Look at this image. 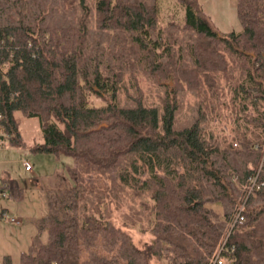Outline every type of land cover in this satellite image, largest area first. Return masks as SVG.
<instances>
[{
	"label": "trees",
	"instance_id": "16d2710c",
	"mask_svg": "<svg viewBox=\"0 0 264 264\" xmlns=\"http://www.w3.org/2000/svg\"><path fill=\"white\" fill-rule=\"evenodd\" d=\"M174 2L181 22L161 24L157 0H0V140L23 145L19 112L38 120L31 151L73 159L18 264H210L220 246L221 264H264V0H235L237 32Z\"/></svg>",
	"mask_w": 264,
	"mask_h": 264
},
{
	"label": "rangeland",
	"instance_id": "374dc122",
	"mask_svg": "<svg viewBox=\"0 0 264 264\" xmlns=\"http://www.w3.org/2000/svg\"><path fill=\"white\" fill-rule=\"evenodd\" d=\"M203 14L208 18L210 25L218 32H237L240 24L236 17L235 0H196ZM159 9V23L163 24L169 20L181 22L182 11L174 0H157ZM140 86L142 95L148 102H157L156 92L153 87L145 81L142 76ZM170 85V82H168ZM180 111V117L184 118L187 107L192 103L191 97L186 95ZM17 129L23 142L21 146H11L7 139L0 140V176L14 180L22 188L20 198H3L0 196V206H4L9 217L16 218L19 223H0V257L9 255L12 263H18L19 253L25 250L30 243L31 237L36 233V220L46 212L47 190L57 188L60 181L68 183V169L73 166L70 156L57 153L34 152L30 147L42 142V137L36 117H25L19 112L14 114ZM184 122V119L182 120ZM227 134V130L224 129ZM236 146V144H233ZM22 161H27L32 170L25 171ZM53 175V176H52ZM2 190L3 188L0 187ZM211 207L218 211L219 206ZM2 209V208H1ZM129 211L125 206L119 209H111V220L119 225L131 237L132 241L139 247L148 244L152 236L143 231L138 222L127 219ZM37 218V219H36ZM45 233L42 234L44 239ZM0 264L1 259H0ZM151 264H160L153 259Z\"/></svg>",
	"mask_w": 264,
	"mask_h": 264
},
{
	"label": "built area",
	"instance_id": "2783aa9c",
	"mask_svg": "<svg viewBox=\"0 0 264 264\" xmlns=\"http://www.w3.org/2000/svg\"><path fill=\"white\" fill-rule=\"evenodd\" d=\"M22 165L25 171H30L31 170V166L27 161H22ZM258 185H260V182H257L256 177H253L249 180L248 186H247V192L250 191L253 188H256ZM0 196H5V192L4 190L0 189ZM242 206H240L237 210V212L234 214V217L232 219V223H234L235 221H242L243 217L240 214ZM3 222H10V223H14V224H18L19 221L16 218L13 217H9L7 215V213L5 211H3L0 208V223ZM222 251V246H220L217 250L215 255L213 256L210 264H221V258H220V253Z\"/></svg>",
	"mask_w": 264,
	"mask_h": 264
},
{
	"label": "crops",
	"instance_id": "0c3cea01",
	"mask_svg": "<svg viewBox=\"0 0 264 264\" xmlns=\"http://www.w3.org/2000/svg\"><path fill=\"white\" fill-rule=\"evenodd\" d=\"M40 143H41V142H40ZM31 170H32V168H31ZM52 176H53V175H52ZM3 177H5V176H2V175H1V176H0V179L3 178ZM8 179H9L10 181L14 182L15 185H16L19 189H21V191H22V188H21L20 186H18L17 183H16L14 180H12L11 178H8ZM4 192H5V196H4L3 198H6V197H7V196H6V191L4 190ZM0 208H2L3 211H7L6 208H5L4 206H2V205L0 206ZM44 213H45V212H44ZM44 213H43V214H44ZM36 219H37V218H36ZM5 255H7V254H5ZM2 256H3V255H2ZM8 256H9V255H8ZM9 263H10V264H18V263H12L10 256H9Z\"/></svg>",
	"mask_w": 264,
	"mask_h": 264
}]
</instances>
